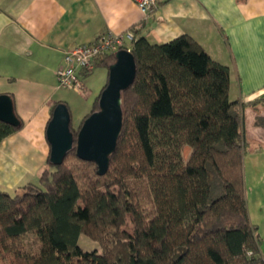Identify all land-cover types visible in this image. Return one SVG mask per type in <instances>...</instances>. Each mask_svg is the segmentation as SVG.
<instances>
[{
  "label": "trees",
  "instance_id": "trees-1",
  "mask_svg": "<svg viewBox=\"0 0 264 264\" xmlns=\"http://www.w3.org/2000/svg\"><path fill=\"white\" fill-rule=\"evenodd\" d=\"M134 35L135 77L122 92L106 174L77 157L74 140L60 165L47 157L35 180L0 190V264H264L247 211L243 115L229 98V68L187 34L159 44ZM113 60L99 56L95 67ZM99 95L76 128L70 122L74 137ZM15 115L18 126L0 121V143L22 127ZM132 182L148 190L151 213ZM128 217L131 232L122 228ZM81 235L100 251L83 250Z\"/></svg>",
  "mask_w": 264,
  "mask_h": 264
},
{
  "label": "crops",
  "instance_id": "crops-1",
  "mask_svg": "<svg viewBox=\"0 0 264 264\" xmlns=\"http://www.w3.org/2000/svg\"><path fill=\"white\" fill-rule=\"evenodd\" d=\"M132 27L157 44L187 34L229 68V98L243 115L247 211L264 256V105L251 104L264 100V0H157L146 19L135 0H0V94L13 97L23 121L0 143V190L13 193L37 178L49 155L53 105L65 103L70 121L74 109L76 128L100 93L89 88L95 75L102 88L107 82L99 66L84 77V92L57 88L63 49Z\"/></svg>",
  "mask_w": 264,
  "mask_h": 264
},
{
  "label": "water",
  "instance_id": "water-1",
  "mask_svg": "<svg viewBox=\"0 0 264 264\" xmlns=\"http://www.w3.org/2000/svg\"><path fill=\"white\" fill-rule=\"evenodd\" d=\"M108 65V78L100 92L98 109L92 111L81 123L76 137L70 128L67 105L58 103L46 126L49 143V162L60 165L75 144L79 159L95 163L96 174L103 176L109 166V156L114 152L122 128V92L133 82L136 72L135 60L130 50L120 49ZM0 121L18 126L13 102L8 94H0Z\"/></svg>",
  "mask_w": 264,
  "mask_h": 264
},
{
  "label": "built area",
  "instance_id": "built-area-1",
  "mask_svg": "<svg viewBox=\"0 0 264 264\" xmlns=\"http://www.w3.org/2000/svg\"><path fill=\"white\" fill-rule=\"evenodd\" d=\"M144 19L153 15L157 0H135ZM135 27L122 33L107 32L94 40L63 49L61 64L56 69V86L82 93L85 90L84 77L95 67V60L102 55H114L120 49L131 51L135 38ZM264 259V256H262Z\"/></svg>",
  "mask_w": 264,
  "mask_h": 264
},
{
  "label": "rangeland",
  "instance_id": "rangeland-1",
  "mask_svg": "<svg viewBox=\"0 0 264 264\" xmlns=\"http://www.w3.org/2000/svg\"><path fill=\"white\" fill-rule=\"evenodd\" d=\"M102 80L100 79V77L96 74L94 77V81L92 82V85H89V88L92 90H96L97 92H100V90L102 89ZM95 86H97L95 88ZM98 88V89H97ZM74 91V90H72ZM76 92V91H75ZM94 98L91 100V105L93 102ZM73 108V107H72ZM75 118V112L74 109H72V117H71V123H73V119ZM189 154V149H184V157L187 158ZM132 185L135 188V191L138 195V200L144 210V212L146 214L151 213L152 212V202H151V196L148 192V190L146 189V187L142 184H140L139 182H132ZM21 186V185H20ZM123 229H126L127 231L131 232L132 228H133V223L131 222L130 217L127 218L126 222L123 224L122 226ZM79 245L81 246V248L83 250L86 251H93V250H97L100 251V248L98 246V244L94 241H92L91 239H89L88 237L81 235L79 237L78 240Z\"/></svg>",
  "mask_w": 264,
  "mask_h": 264
}]
</instances>
